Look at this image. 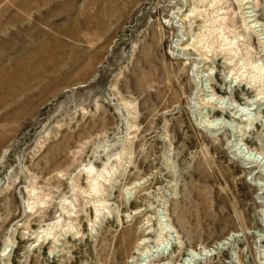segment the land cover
Here are the masks:
<instances>
[{"label": "rangeland", "instance_id": "obj_1", "mask_svg": "<svg viewBox=\"0 0 264 264\" xmlns=\"http://www.w3.org/2000/svg\"><path fill=\"white\" fill-rule=\"evenodd\" d=\"M188 4L0 0V264H264V0Z\"/></svg>", "mask_w": 264, "mask_h": 264}, {"label": "bare ground", "instance_id": "obj_2", "mask_svg": "<svg viewBox=\"0 0 264 264\" xmlns=\"http://www.w3.org/2000/svg\"><path fill=\"white\" fill-rule=\"evenodd\" d=\"M188 1L189 0H183V2L184 3H186V4H188ZM192 1V0H191ZM189 5V4H188ZM184 13V11L183 10H181V11H178L176 14H175V16H174V19L175 20H177L178 21V23L180 24V23H182L183 24V22L185 21V17L187 18V16L188 15H184L183 14ZM181 24V25H182ZM181 25H179V26H181ZM252 27H254L255 29H257L258 27L256 26V25H252ZM182 28H183V26H182ZM185 29V28H184ZM259 31V30H258ZM261 31V30H260ZM260 37H261V35H260ZM261 41H262V39H260ZM193 41V40H192ZM184 42L186 43V42H189V34H187V35H185L183 38H182V43H180V44H184ZM192 43V42H191ZM179 44V43H178ZM181 45V46H182ZM190 45H192V44H190ZM263 45H264V42H263ZM186 48H188V47H186ZM199 49V48H198ZM180 50V49H179ZM183 50H185V48L183 49ZM186 51V50H185ZM199 53V52H198ZM205 95V94H204ZM207 95V94H206ZM210 99H212L213 101H214V98H210ZM207 102H209V101H207ZM214 103V102H213ZM217 123H219V124H222V122H216V123H212L211 124V127H214L215 125H217ZM252 124V123H251ZM227 126V125H226ZM249 156H251V157H253V160H255V162H257L260 166H262V167H264V157H262L261 155H256V154H252V153H249L248 154ZM90 171V170H89ZM160 223L162 224V227H163V233H165V235H167L168 236V238H170V236H173V234H174V231H173V229L172 228H170V225L168 224V220H164L163 218H161V220H160ZM39 238V237H38ZM42 238V237H41ZM167 246H163V247H161L160 246V248H158L157 250H154L153 252H151V253H144V254H142L143 255V258H142V262L145 260H149V259H151V258H154V256L156 255V256H165L166 254H168V246H169V242H167ZM174 244V243H173ZM148 252V251H147ZM205 256V255H204ZM202 257H203V255H197V254H195V253H190L189 254V256L186 258V260L184 261V263L183 264H198V262H200L201 261V259H202ZM160 258V257H159ZM150 261L151 260H149V261H147L146 263H150ZM142 262L140 263V264H142Z\"/></svg>", "mask_w": 264, "mask_h": 264}]
</instances>
